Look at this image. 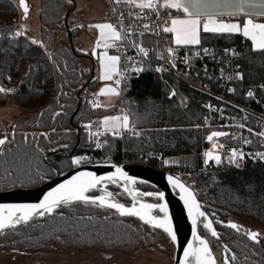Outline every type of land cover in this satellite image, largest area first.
<instances>
[{"label":"trees","instance_id":"1","mask_svg":"<svg viewBox=\"0 0 264 264\" xmlns=\"http://www.w3.org/2000/svg\"><path fill=\"white\" fill-rule=\"evenodd\" d=\"M18 2L0 0V87L14 90L0 93V108L12 100L15 107L34 115L10 131L0 128V138L8 135V142L0 146V191L37 188L55 179L57 171L65 174L100 162L183 172V180L193 183L204 212L215 222L219 239L203 226L200 234L208 239L218 264H223L224 245L230 249L229 255L236 256L230 264H264V162L247 161L241 168H214L212 163L206 166L203 162L196 169L165 164V159L180 156L195 155L203 160L209 147L206 97L171 75L162 79L155 71L158 61L154 56L139 77L129 80L128 91L123 92L122 101L131 103L120 101L129 110L130 120L135 121L134 131L140 135L109 133L103 136L102 150H96L90 130L83 125L114 114L116 108L92 109L87 104L96 96L100 82L96 75L91 78L97 60L91 52L83 51L78 41L85 28L75 25L85 21L72 19L75 11H71L70 0H41L40 35L23 33ZM68 11L72 28L65 31ZM17 32L21 35L17 36ZM234 44L243 50L244 85H264V52L252 50L250 41L241 35L227 34H204L201 41L203 47L219 49ZM173 90L176 95L170 99ZM86 155V162L71 163L74 157ZM92 155L99 158H90ZM139 188L144 193H159L145 185ZM109 189L120 191L111 185ZM90 194L100 195L97 190ZM119 201L131 206V199L124 194L119 195ZM234 218L253 221L258 227L259 242L249 239L248 231L241 226L239 230L228 227L226 224ZM155 251L173 261L175 245L164 231L114 210L82 203L62 207L44 218L0 233L1 254L60 258V262L68 260L69 264H88L87 257L94 252L122 254L135 260L140 252Z\"/></svg>","mask_w":264,"mask_h":264},{"label":"snow or ice","instance_id":"2","mask_svg":"<svg viewBox=\"0 0 264 264\" xmlns=\"http://www.w3.org/2000/svg\"><path fill=\"white\" fill-rule=\"evenodd\" d=\"M21 5L24 7V12H28V8L25 5L24 0H20ZM114 5H124L129 8V16L132 15L131 9H139L141 12L147 10L144 15H137L135 19H146L148 15H155L159 18L161 10L164 11L167 19L164 25L160 28L163 33L172 34L171 43L176 47H168L167 53L169 56V62L172 67H175L174 53L180 47L193 48L201 45L202 36L204 34L213 35H241L246 40L251 42V48L254 51L264 52V0H113ZM174 10V11H173ZM116 9H113L116 14ZM175 13V14H174ZM123 12L119 13L118 21L116 24L106 22L89 27L99 29V38L96 42V47H103L105 51L99 53L98 60L100 66L99 79L106 83L99 92L97 97H107L109 105H111L112 97H120L123 92L128 91V83L131 79L130 72L139 74L145 69L139 63L134 62L133 57H127L126 52L124 58L129 61L128 66L121 69L122 55H110L107 49L116 48L119 51L118 41H127L132 47L137 49L138 54L147 58L149 52L144 47L138 45L134 40L129 38L134 33L125 30L122 17ZM143 28L148 31H153L154 34L160 33L151 28L148 23L143 24ZM141 32L139 35H143ZM17 36L21 33L17 32ZM205 54H209V49L204 48L202 50ZM227 51V50H226ZM95 54V53H93ZM199 55V52L195 53ZM158 59L163 60L162 55L158 56ZM167 69L164 67H157L156 72H163ZM236 78L243 79V75L239 72L236 73ZM231 79V77H230ZM124 85L121 88V85ZM264 88V85H261ZM12 89H5L0 87V93L12 92ZM230 91H235L234 89ZM176 92L173 90L171 96H175ZM248 97H253L254 93L249 91ZM93 109H99L102 104L99 99L93 100ZM124 103H131L130 101H122ZM210 107V106H209ZM117 115H105L100 121L96 122L98 125L97 131H89V135L93 137H99L111 133L113 136H121L123 131L132 132L134 135H139L135 132V121L130 120L129 110L121 107ZM247 119V117H245ZM207 124V119L205 120ZM92 122L84 124L83 127L91 129ZM237 127L245 129L253 135L264 137V131L259 133L254 132L251 128H246L243 123L237 124ZM199 127V126H197ZM103 128V132L99 129ZM230 133L212 131L207 136V141L211 143L212 150L206 151L205 164L215 162L219 165L222 163V156L215 150L223 148L222 143H217L221 137H228ZM235 138V137H233ZM8 142V135L5 134L4 138H0V146L5 145ZM245 144H250L252 141L244 139ZM106 143V141H105ZM96 148H101L104 144L98 140L95 144ZM67 147V145H65ZM229 155L227 157L230 164H235L237 168L241 165L237 160H243L245 156H250L252 159L264 160V152L256 153H244L236 148L228 150ZM88 160L86 156L74 157L71 161L73 165H80ZM115 168L114 172H111L104 176L96 175L92 172L81 171L73 175L70 179L64 183L59 184L56 188L52 189L47 195L44 196L37 204H25V205H3L0 204V233L7 229L14 228L21 223H28L34 217L44 216L45 213L52 214L57 208L61 206L73 205L76 203H82L84 205H95L100 208L113 209L121 216H134L143 220L146 224H150L155 228L162 229L172 241L176 240V233L171 228L170 219L167 216L166 205L163 204H151L141 203L138 200L140 196H153L156 195L159 199H163V193H141L135 187H129V185L135 186L137 181L135 178L128 175L121 167L112 165ZM169 181L178 185L182 192L187 195L181 196L185 205L188 208V214L192 220V235L193 242H189L187 247L183 250V259L179 264H218L216 257L213 255L209 246V241L202 238L197 233L198 219L204 217L207 219L204 211L201 210L200 203L196 200L194 194L183 184L179 183L178 178L168 177ZM123 181V191L127 193L132 199V205L130 207L123 203L118 202L115 197L119 193H113L108 191L109 184H118ZM99 189L103 194L91 195L93 190ZM137 204L139 205L137 207ZM158 210L164 213L163 217L156 216L154 213ZM232 229L239 230L236 223H229L227 225ZM203 227L208 230L212 237L219 239V234L212 226V221L208 220L204 223ZM249 239L259 242V233L248 232L246 233ZM59 239V237H57ZM223 264H230V261H235V254L230 253L227 245H224Z\"/></svg>","mask_w":264,"mask_h":264},{"label":"built area","instance_id":"3","mask_svg":"<svg viewBox=\"0 0 264 264\" xmlns=\"http://www.w3.org/2000/svg\"><path fill=\"white\" fill-rule=\"evenodd\" d=\"M114 8L117 11L110 22L116 24L119 13L123 12L124 16L122 19L125 30L134 33L129 39L134 40L138 45L144 47L149 52L148 57L144 58L142 55L138 54L137 49L132 47L127 41H118L119 51H117L116 48H112L110 51L114 55H122L121 69L129 64V61L124 58L125 52L127 57H133L134 62L141 64L144 69L147 68L149 62L155 56L158 61L157 67H164L167 69L163 72H157L162 79L166 75H171L180 79L187 86L206 97L204 103L205 120L207 119L206 127L208 128L206 137L210 135L212 131L230 133L228 137H221L218 140V144L222 143L224 145L223 148L218 147L215 150L217 153L221 154L222 163L217 165L215 162H212L214 168H221L224 166L236 167L235 164H230L227 159L229 155L228 150L232 148H236L244 153L254 154L256 152H264V137L253 135L245 129L236 126L237 124L243 123L246 125V128H251L256 133L264 131V88L261 86L246 87L244 85L245 77L241 64L243 50L241 47L235 44L222 49L203 47L201 45L193 48L180 47L174 53L175 67H172L166 50L170 46L173 48L176 46L171 43L170 34L163 33L160 28L156 27L157 25L161 27L164 25L167 19L164 11L161 10L159 18L155 15H148L146 19H135L137 15H144L147 10L141 12L139 9L133 8L131 9L132 15L129 16V8L127 6L123 5L122 7ZM144 23H148L151 28L155 29V31L160 34L156 35L153 31L145 30L143 28ZM79 26L85 27L86 24L82 23L79 24ZM71 28L72 27L65 31ZM22 32L24 33L23 29ZM141 32L144 34L139 35ZM204 48L209 49V54H205L202 51ZM197 52H199V55H195ZM50 55H53V53L51 52ZM160 55L164 57L163 60L158 59ZM143 72L139 74L130 72V76L131 78L139 77ZM237 72L243 75V79L236 78ZM123 87L124 85L122 84L121 88ZM6 89L13 88L8 86ZM232 89L235 91H230ZM249 91L254 93L253 97H248L247 93ZM122 96L123 93L120 96L121 102ZM173 97L174 96L170 94L169 98L172 99ZM96 99H99V97L94 96L88 100L87 104L90 108L93 109L91 102ZM245 117H247V119H245ZM89 130L91 132L97 131L93 126ZM126 133L134 135L132 132L123 131L121 136ZM103 136L104 135L99 137L91 136L93 146L98 151L102 150L103 147L96 148L95 144L97 140L104 144ZM245 138L252 142L250 144H245L243 142ZM209 150H211V143H209V147L206 151ZM86 156L89 157V155ZM157 156L158 155L154 154V157ZM90 158L97 159L99 155H92ZM247 161L264 162V160H254L250 156H245L242 161L239 159L237 160L241 165L239 168L243 167Z\"/></svg>","mask_w":264,"mask_h":264},{"label":"rangeland","instance_id":"4","mask_svg":"<svg viewBox=\"0 0 264 264\" xmlns=\"http://www.w3.org/2000/svg\"><path fill=\"white\" fill-rule=\"evenodd\" d=\"M18 2V0H16ZM76 2L77 8L75 12L72 14V19H79L80 21H85L83 23H89L88 27L86 28L81 26L82 29L80 36L78 38L79 43L81 44V48L83 51L89 53L91 52L94 58L97 60V66L94 69L95 75L99 78L100 77V66H99V60L98 56L99 53L102 51H105L103 47L97 48L96 42L99 38V31L94 27H89L93 23L100 22V23H106L109 22V20L113 19V17H109V1L110 0H73ZM28 12L25 13L24 9H22V16L20 25L21 28L27 32V34H32L34 36H39L41 31V21L39 18L40 13V6H41V0H26ZM29 4V7H28ZM113 12V8L111 9ZM114 13V12H113ZM82 24V23H80ZM79 24L75 25L78 26ZM110 55H113L110 49H107ZM95 53V54H93ZM106 83L111 82H105L102 81L99 84L97 92L105 86ZM11 99V98H10ZM102 103V107L105 109L109 108H116V112L112 115H117L119 113V109L122 107L120 105V97H112L111 98V105H114V107L109 105V101L107 97L101 96L99 98ZM34 114H32L30 111H24L17 107H15L12 103V100H9V104L3 108H0V128H3L4 130L10 131L11 127L14 125H19L23 121H26L27 119L31 118ZM103 118V117H102ZM102 118H96L93 120V128L97 130L98 125L96 122L100 121ZM101 132H103V128H100ZM1 132V131H0ZM140 135V133H139ZM205 158V157H204ZM204 158L200 159L198 156L190 155V156H180L175 158H169L168 160L165 159V164L167 167L174 166V167H186L190 169H196L203 165ZM179 177L183 179V176L185 173L183 172H175ZM190 175H188L189 177ZM188 184H190L193 187L192 182H188L185 180ZM136 189L141 192L139 187H136ZM108 191H111L113 193H119L124 194L123 191L115 192L109 188H107ZM100 195L103 194L101 191L97 190ZM197 192V191H196ZM119 195H116L115 199L119 201ZM126 195H128L126 193ZM129 196V195H128ZM146 198L148 202V198H153L155 200L158 199L156 195L153 196H143ZM131 199V197L129 196ZM132 199H131V205H132ZM233 222L236 223L241 228H244L248 232H256L257 226L255 223L251 220L247 219H241V218H234L232 219ZM201 224L204 223V220L202 219ZM210 246V245H209ZM60 262V258H52V257H13L6 254L0 253V264H58ZM88 264H172L173 261L168 260L166 257L162 255L160 251H155L151 254H145L143 252L138 253V256L135 260H131L127 257H125L122 254H116L115 256H108V255H101L100 253H91L87 257ZM60 264H69V261H63L60 262Z\"/></svg>","mask_w":264,"mask_h":264},{"label":"water","instance_id":"5","mask_svg":"<svg viewBox=\"0 0 264 264\" xmlns=\"http://www.w3.org/2000/svg\"><path fill=\"white\" fill-rule=\"evenodd\" d=\"M70 1L73 4L71 11H75L77 8L76 2L73 0H70ZM24 2H25V5L27 6L26 0H24ZM20 8L24 9V7L21 5V3H20ZM71 11H68L66 13V16H65L64 24H65L66 29L70 28L69 18L71 15ZM94 76H95V71L93 70L92 74H91V78L93 79ZM84 89H85V87L81 90V92H83ZM80 93L78 94V97H80ZM80 106H81V99H79V107ZM79 107H78L77 111L79 110ZM206 142L208 144L210 143L207 141V139H206ZM218 154H220V153H218ZM69 156L72 157L73 153L70 154ZM44 159L46 160V156H44ZM204 161H205V158H204ZM211 163L212 162L205 164V165L210 166ZM112 165H115L117 167H121L125 172L128 173L129 176L135 178L137 181V183L135 185L136 187L141 186V185H145V186L157 189L159 191V193H163V199H160V200H161V203L166 205L167 216L170 219L171 228L176 233V237H177L175 241L171 240L175 245V254H174L173 264H179L180 260L183 259L184 248L187 247L189 242H193V235H192V227L193 226H192V220L188 214V208L185 205L184 200L181 199L182 195L186 196L187 194L182 192L178 185L174 186V184L169 181L168 177L171 176L174 179L178 178L179 183L185 185L194 194L196 200L201 205V210L202 211H204V210H203V204L199 200V197H198L196 190L190 184H188L185 180H183L181 177H179L177 174L172 173L170 171L153 168V167H150L147 165L130 164V163L115 164L112 162H100V163H96V164H89V165H85V166L76 168V169H74L68 173H65V174H61L57 171V176L55 179L48 181L45 184H43L37 188H30V189L24 188V189H13V190H7V191H0V204H3V205L37 204L41 200H43L44 196L47 195L48 192H50L52 189L56 188L59 184L64 183L66 180L70 179L76 173L81 172V171H87V172L95 173L96 175H99V176H104V175H107V174L115 171V168H113ZM53 168L56 169L55 166H53ZM123 183H124L123 181H120L118 184H109L108 186H110V185L115 186V187L119 188L120 191H123V187H122ZM129 186H132V185H129ZM93 191H95V190H93ZM156 194H158V193H156ZM124 195H126L125 192H124ZM126 196H128V195H126ZM118 202L122 203L121 201H118ZM62 207H65V206H61V207L57 208L56 210H58ZM128 207H130V206H128ZM111 210H113V209H111ZM205 214H206L207 219H205L204 217H201L198 219V222H197V233H198V235H200V227H201L200 221L202 218H204V223H207L208 220H211L212 226L215 228L214 221L211 219L210 216H208V214L206 212H205ZM48 215H51V214L45 213L44 216L34 217L31 221L44 218ZM123 217L138 219L143 224L148 225L152 228H155L150 224H146L143 220L139 219L138 217H134V216H123ZM204 223H203V225H204ZM21 224H24V223H21ZM226 225H228V224H226ZM155 229L163 231L160 228H155ZM215 230H216V228H215ZM217 233H218V231H217ZM202 238H205V237H202Z\"/></svg>","mask_w":264,"mask_h":264},{"label":"bare ground","instance_id":"6","mask_svg":"<svg viewBox=\"0 0 264 264\" xmlns=\"http://www.w3.org/2000/svg\"><path fill=\"white\" fill-rule=\"evenodd\" d=\"M217 143H218V141H216ZM211 150H212V147H211ZM254 162H261V161H254ZM130 188L131 187H135L136 188V186H129ZM138 200H139V202H141V203H151V204H155V203H152V202H148L147 200H146V198L145 197H143V196H140V197H138ZM158 204H163V203H158ZM164 205V204H163ZM139 205L137 204V207H138ZM156 216H159V217H163L164 216V213H161V212H159L158 210H156L155 211V213H154Z\"/></svg>","mask_w":264,"mask_h":264},{"label":"crops","instance_id":"7","mask_svg":"<svg viewBox=\"0 0 264 264\" xmlns=\"http://www.w3.org/2000/svg\"><path fill=\"white\" fill-rule=\"evenodd\" d=\"M19 3V2H18ZM19 6V5H18ZM109 7H110V10H109V14H111V16H112V11H111V9L112 8H114L115 7V5H114V3H113V0H110L109 1ZM20 10H22V9H20ZM174 11V10H173ZM175 14V13H174ZM109 22H110V20H109ZM100 22H96V23H93L92 25H95V24H99ZM111 23V22H110ZM86 24V28L88 27V24L87 23H85ZM97 29V28H96ZM98 31H99V29H97ZM170 38L172 39V34H170ZM113 54V53H112ZM114 55V54H113ZM98 78V77H97ZM98 80H99V82H101V80L98 78ZM98 93V92H97ZM97 96V95H96ZM100 98V97H99ZM169 158H167L166 160H168Z\"/></svg>","mask_w":264,"mask_h":264},{"label":"flooded vegetation","instance_id":"8","mask_svg":"<svg viewBox=\"0 0 264 264\" xmlns=\"http://www.w3.org/2000/svg\"><path fill=\"white\" fill-rule=\"evenodd\" d=\"M139 187V186H138ZM159 199V198H158ZM148 200H149V198H148ZM150 201V200H149ZM150 202H152V201H150ZM161 202V200L159 199V202H157V203H155V204H158V203H160ZM152 203H154V202H152ZM203 220H204V218H202ZM201 219V220H202ZM214 221V220H213ZM201 222V221H200ZM215 223V222H214ZM201 226H203V224H201ZM201 228V227H200ZM201 235V234H200ZM202 236V235H201ZM203 237V236H202ZM208 240V239H207ZM209 245H210V243H209ZM211 248V247H210ZM211 251H212V249H211ZM212 253H213V251H212ZM175 254V253H174ZM213 255H214V253H213ZM215 256V255H214ZM173 259H174V257H173ZM172 264H173V262H172Z\"/></svg>","mask_w":264,"mask_h":264}]
</instances>
